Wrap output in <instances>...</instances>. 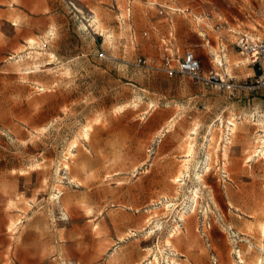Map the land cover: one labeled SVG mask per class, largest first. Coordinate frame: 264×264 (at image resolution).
Here are the masks:
<instances>
[{"label": "rangeland", "instance_id": "374dc122", "mask_svg": "<svg viewBox=\"0 0 264 264\" xmlns=\"http://www.w3.org/2000/svg\"><path fill=\"white\" fill-rule=\"evenodd\" d=\"M243 34L264 40V0H0V264L264 257V91L163 71L191 51L203 74L245 80Z\"/></svg>", "mask_w": 264, "mask_h": 264}, {"label": "built area", "instance_id": "2783aa9c", "mask_svg": "<svg viewBox=\"0 0 264 264\" xmlns=\"http://www.w3.org/2000/svg\"><path fill=\"white\" fill-rule=\"evenodd\" d=\"M235 46L241 54L247 56L251 67L255 71L254 76L240 81L226 75L227 80L224 81L219 74L213 71L205 75L202 72L199 60L191 51L185 52L182 57H177L176 60L167 55L163 62V71L169 77L177 74L184 75L195 83L218 87L229 91L231 94L243 92L252 95L264 91V40H257L243 34L237 38ZM134 65L149 67V61L145 58H139ZM218 66L222 67V64L219 63ZM208 227L209 225L206 228L208 229ZM212 264H218L215 256H212Z\"/></svg>", "mask_w": 264, "mask_h": 264}, {"label": "bare ground", "instance_id": "6f19581e", "mask_svg": "<svg viewBox=\"0 0 264 264\" xmlns=\"http://www.w3.org/2000/svg\"><path fill=\"white\" fill-rule=\"evenodd\" d=\"M89 22H90V25L91 26H93V27H95V29L96 30H98V31H100V32H103L104 31V29L102 28V26H101V23H100V21H99V19H98V17L96 16V15H93V16H91L90 17V19H89ZM29 43H34V39H30L29 40ZM218 58H219V56L216 54V53H214V59L216 60V61H219L218 60ZM247 60V59H246ZM226 66V65H225ZM231 66V65H230ZM228 120V123H227V129H228V131L230 132V133H234L235 132V130H236V128H237V125H236V122L234 121V119L232 118V119H227ZM218 121H219V123H218V127H220L221 125H222V123H223V120H222V117H220L219 119H218ZM261 124V123H260ZM171 126H173V125H171ZM214 126L215 125H213L211 128H210V130H209V134H208V136H207V140L210 142L212 139H213V128H214ZM263 126V125H262ZM85 130V129H84ZM195 131H196V129H192L191 130V133H189L188 134V138L190 139L189 140V142H188V145H187V152H185V153H187V157H191L192 156V154H193V151H194V142L192 141V135H194L195 134ZM86 132V133H85ZM91 132V131H90ZM84 133H85V136L87 137L88 135H87V130L86 131H84ZM264 134V133H263ZM256 143H257V147L255 148V150H254V156L255 155H257V154H259L262 158H264V137L263 136H260L258 139H257V141H256ZM74 144V143H73ZM210 143H208V145H209ZM76 146V145H75ZM206 151V150H205ZM208 152V151H207ZM186 155V154H185ZM70 156V155H69ZM223 157L224 156H228L227 155V150L226 149H223V155H222ZM248 157V156H247ZM253 156H249L248 157V161H250L251 160V158H252ZM260 158V157H259ZM209 159H210V155H209V152L207 153V160H206V162H205V169L208 171L210 168H209ZM227 159V158H226ZM186 160V159H185ZM187 162H188V160H186ZM190 161V160H189ZM247 161V160H246ZM185 163V162H184ZM222 165V164H221ZM224 165V164H223ZM203 166V165H202ZM66 168H68V166L66 165ZM183 168V167H182ZM184 170L179 174V175H177L176 176V181L178 182V181H182V179H181V177L183 176V175H185V174H188V169H189V167H188V164H184ZM198 168V167H197ZM196 169V168H195ZM196 171V170H195ZM202 171V170H201ZM206 171V172H207ZM196 177V176H195ZM198 179L200 180V181H203V175L202 174H198ZM195 189L193 188V192H192V194H191V199H192V205H191V212L192 213H194L195 212V210H196V206H197V203H198V193H197V191L195 190ZM190 198V197H189ZM184 206V205H183ZM203 211V210H202ZM189 212V211H188ZM209 212V211H208ZM179 218H180V220L181 221H185L186 220V214H185V212H180L179 213ZM17 224V223H16ZM11 226L12 227H14V223L13 224H11ZM11 228V227H10ZM258 232H260L259 234H261V236L262 237H264V220L259 224V226H258ZM177 231H178V225H175L174 226V228L169 232V235H168V238H172L176 233H177ZM258 236V235H257ZM167 239V238H166ZM260 241V240H259ZM262 242V241H261ZM164 243V242H163ZM166 243L167 244H170V241H169V239H167L166 240ZM259 244V243H258ZM172 247V246H171ZM165 249V248H164ZM172 249V248H171ZM261 249H262V251L264 252V245H262L261 246ZM155 262V261H154ZM169 262L170 263H172V264H180V263H178V262H176V261H174V259L172 258V259H169ZM255 264H264V257H261V258H258V260H257V262L255 263Z\"/></svg>", "mask_w": 264, "mask_h": 264}, {"label": "crops", "instance_id": "0c3cea01", "mask_svg": "<svg viewBox=\"0 0 264 264\" xmlns=\"http://www.w3.org/2000/svg\"><path fill=\"white\" fill-rule=\"evenodd\" d=\"M240 54H241V53H240ZM241 55H243V54H241ZM219 56H220V55H219ZM220 59H221V62H219V63H221L222 66H223V64H224V63H223V60L225 59V56H224V55L220 56ZM214 60H215V59H214ZM215 61H216V60H215ZM247 61H248L247 65H248V67H250L248 70H252V72H253L252 75H250V73L247 74L246 78H250V77H252V76L255 75V71H254V69L251 67L248 58H247ZM219 63H216V65L218 66ZM244 95H247V94L244 93ZM171 120H172V119L168 120V122H171Z\"/></svg>", "mask_w": 264, "mask_h": 264}]
</instances>
